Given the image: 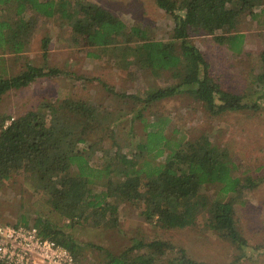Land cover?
Listing matches in <instances>:
<instances>
[{
	"label": "trees",
	"instance_id": "obj_1",
	"mask_svg": "<svg viewBox=\"0 0 264 264\" xmlns=\"http://www.w3.org/2000/svg\"><path fill=\"white\" fill-rule=\"evenodd\" d=\"M153 1L172 20L168 39L156 38L150 28L127 25L104 6L85 0H0V12L13 8L6 18L0 14V59L7 50L14 55L27 50L33 28L29 12H34L47 18L57 17L60 27L70 30L73 44L81 40L93 50L89 54L123 72L135 69L172 80L170 85L150 87L143 95L118 91L103 82L107 91L123 101L133 99L149 105L188 94L212 115L256 108V104L244 99L245 94L224 88L211 75L203 52L188 38L213 35L217 43L239 52L243 34L236 27L238 16L252 14L255 7L264 5V0ZM48 41V37L42 38L43 49ZM259 59L258 78L264 82V48ZM57 73V68L27 62L15 75L0 74V102L8 90L27 87L37 78ZM121 116L100 110L90 100L72 98H64L57 105L43 103L15 117L1 115L0 187L18 174L31 191L42 195L55 217L39 213L33 225L42 236L66 246L75 264H87V257L70 229L75 225L113 228L118 225L119 207L125 202L141 204L144 220L160 229L193 226L199 210L211 205L205 226L239 249L244 248L247 240L237 227L231 196L242 197L255 182L250 175H233L235 164L228 150L213 144L207 136H199L178 144L162 164H151L149 160L141 163L135 154L120 152L115 129ZM7 119L11 120L6 124ZM95 124L112 137L110 148L104 150L96 142L88 143ZM163 128L147 131L146 141L139 145L146 152L154 150V159L163 153ZM79 144L87 146L80 150ZM89 151L99 156L96 166L85 157ZM213 184L220 185V189L211 198L204 189ZM228 194L234 195L225 199ZM28 214L20 213L13 225L31 224ZM89 246L101 255L96 260L98 264H154L157 256L173 249L167 240L137 238L117 254L99 245ZM178 253L171 262L175 259L183 264H201L189 259L183 249Z\"/></svg>",
	"mask_w": 264,
	"mask_h": 264
},
{
	"label": "rangeland",
	"instance_id": "obj_2",
	"mask_svg": "<svg viewBox=\"0 0 264 264\" xmlns=\"http://www.w3.org/2000/svg\"><path fill=\"white\" fill-rule=\"evenodd\" d=\"M85 1L104 6L127 25L150 28L156 38L168 39L172 33V20L153 0ZM12 10H4L0 14L6 18ZM29 16L33 28L28 48L18 55L11 50L1 54L0 74L4 77L15 75L25 68L27 62L57 68L59 73L37 78L27 87L5 92L0 102V116L15 117L43 103L57 105L64 98L90 100L100 110L122 115L115 129L122 154H135L141 163L149 160L151 164L159 165L180 144L207 136L213 144L228 150L235 164L232 169L234 176L244 178L250 175L255 182L242 197L233 198L231 195L234 194L224 196L225 199L231 196L234 200L237 227L247 240L242 249L205 226L211 205L199 210L193 226L160 229L144 220L140 213L143 209L141 204L125 202L119 207L118 225L113 228L75 225L70 229L73 239L82 244L86 263L98 264L96 260L101 257L89 246L90 243L117 254L137 238L143 241L163 239L173 245V249L157 256L154 264H183L175 259L171 262L178 257L179 249H183L189 259L201 264H264V82L258 78L261 73L259 55L264 48V5L255 7L252 14L238 16L236 27L243 34L239 52L231 50L227 44L217 43L213 35L196 34L188 38L203 52L211 75L224 88L245 94L246 101L256 104V108L218 115L210 114L201 102L188 94H178L149 105H141L133 99L123 101L115 93L107 91L103 82L118 91L143 95L150 87L170 85L172 80L166 79V75L155 76L135 69L123 72L89 54L93 50L81 40L73 44L70 30L60 27L57 17L47 18L34 12H29ZM43 37L49 38L46 49H43ZM11 119H7L6 124ZM162 126L163 153L154 159V150L146 152L139 145L146 141L147 131ZM88 141L89 144L96 142L97 147L105 150L110 148L112 137L104 134L100 124H95ZM87 144H79L78 149H84ZM114 152L112 149L111 154ZM85 157L93 166L99 163L97 153L89 151ZM219 189L218 184L207 185L204 192L214 198ZM25 211L29 213L31 224L39 213L55 217L42 195L31 191L23 178L14 174L0 187V224H13Z\"/></svg>",
	"mask_w": 264,
	"mask_h": 264
},
{
	"label": "built area",
	"instance_id": "obj_3",
	"mask_svg": "<svg viewBox=\"0 0 264 264\" xmlns=\"http://www.w3.org/2000/svg\"><path fill=\"white\" fill-rule=\"evenodd\" d=\"M0 263L75 264L71 251L57 241L42 236L33 224H0Z\"/></svg>",
	"mask_w": 264,
	"mask_h": 264
}]
</instances>
